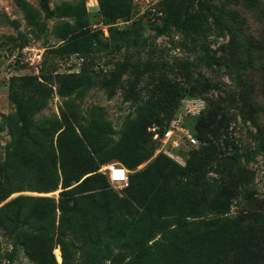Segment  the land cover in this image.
Instances as JSON below:
<instances>
[{
  "label": "rangeland",
  "instance_id": "rangeland-1",
  "mask_svg": "<svg viewBox=\"0 0 264 264\" xmlns=\"http://www.w3.org/2000/svg\"><path fill=\"white\" fill-rule=\"evenodd\" d=\"M99 34L105 41L87 42ZM123 64L120 85L110 97L103 82ZM63 74L74 75L84 87L83 115L91 118L93 107L103 109L111 139H124L125 129L130 133L135 125L126 141L145 143L150 156L134 171L123 164L130 173L160 154L185 167L193 152L211 146L201 124L213 123L209 138L222 159L233 161L235 177L228 176L223 160L218 174L208 176L224 185L227 215L264 231V0H0V179L11 140L1 123L16 112L15 80L34 76L52 89L35 119L61 118L66 97L59 94L58 75ZM167 127L178 148L154 139ZM75 151L69 146L65 154L81 169L86 164L71 157ZM104 165L97 159L92 167L100 173ZM62 191L60 186L49 193H16L0 207L19 195L58 200ZM15 239L0 231V264H34ZM55 249L61 252L60 244ZM54 250L56 264H62Z\"/></svg>",
  "mask_w": 264,
  "mask_h": 264
},
{
  "label": "trees",
  "instance_id": "trees-1",
  "mask_svg": "<svg viewBox=\"0 0 264 264\" xmlns=\"http://www.w3.org/2000/svg\"><path fill=\"white\" fill-rule=\"evenodd\" d=\"M94 40L105 41L99 34L87 42ZM126 67L118 66L103 82L110 97ZM73 79L71 74L58 75L59 94L66 97L61 118L35 119L51 98L47 84L34 76L14 82L13 88L19 89L16 112L3 116L1 123L11 140L5 148L0 204L16 193L63 189L58 200L19 195L0 207V231L16 235L15 247H23L34 264H56V244L62 259L59 249L54 254L62 264H264V231L227 215L224 185L208 176L218 174L223 160L228 176L235 177L233 161L222 159L209 138L213 123L201 124L206 142H212L206 152H193L185 167L158 155L142 171L129 174L120 197L97 172L99 167H92L93 161L102 166L117 159L134 171L150 153L145 143L126 141L136 133L135 125L130 133L125 129L124 139L114 141L101 107L90 110L91 118L83 115L84 87ZM160 91L167 95V90ZM69 146L76 150L71 157L86 166L80 169L68 160ZM126 149L130 154H124ZM73 181L78 184L69 189Z\"/></svg>",
  "mask_w": 264,
  "mask_h": 264
},
{
  "label": "built area",
  "instance_id": "built-area-1",
  "mask_svg": "<svg viewBox=\"0 0 264 264\" xmlns=\"http://www.w3.org/2000/svg\"><path fill=\"white\" fill-rule=\"evenodd\" d=\"M150 1L151 0H147L148 3H150ZM186 136H188L189 141H191L192 143H196L195 138H193L192 136L189 137V135ZM154 139L161 140L163 144L171 149L179 147V140H175V135L172 128H167L164 131L163 136H160L156 132L154 134ZM100 173L104 174L108 178L111 186L115 189L123 190L129 185L130 171L120 163H107L102 167Z\"/></svg>",
  "mask_w": 264,
  "mask_h": 264
}]
</instances>
